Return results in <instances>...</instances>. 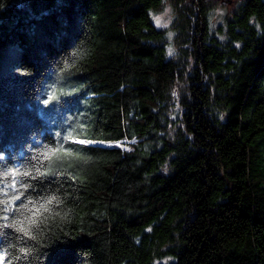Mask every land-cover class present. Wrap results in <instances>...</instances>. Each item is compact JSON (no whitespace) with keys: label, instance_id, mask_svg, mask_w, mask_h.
<instances>
[{"label":"trees","instance_id":"trees-1","mask_svg":"<svg viewBox=\"0 0 264 264\" xmlns=\"http://www.w3.org/2000/svg\"><path fill=\"white\" fill-rule=\"evenodd\" d=\"M212 1L0 0V264H264V0Z\"/></svg>","mask_w":264,"mask_h":264},{"label":"snow or ice","instance_id":"snow-or-ice-1","mask_svg":"<svg viewBox=\"0 0 264 264\" xmlns=\"http://www.w3.org/2000/svg\"><path fill=\"white\" fill-rule=\"evenodd\" d=\"M157 23H159V18H157ZM81 143H84V141H81ZM89 143H92V142H89ZM47 155L48 154L46 153L45 154L46 158H47ZM37 174L38 175H43L44 173H41L39 171V169H37ZM5 175H7V173H5ZM17 175H18V173L15 170H13L12 171L13 179H12L11 185H5L6 188L9 187V186L12 187V188L16 187L17 180L15 179V177ZM23 175L24 176H28L29 173L28 172H24ZM20 187L21 188H27L28 185L22 183V184H20ZM0 191H2V189H0ZM22 195H23V193H17L16 195L12 196L9 199V201L7 202L9 206L5 207L4 211L5 212L12 211L11 202L14 201V200H19ZM52 199H54V197L49 199V200H47L45 204L39 205L38 208H35L34 211H31V215L25 217L23 220H19V221L13 220L12 224L9 225V226L10 227H15L18 232H22L25 236H30L31 233L29 232V225H34L36 223V219L35 218L40 214L41 210H44V211L47 210V204H51L52 203ZM0 203H5V201L0 200ZM19 207L27 209V205L26 204H20ZM21 251L23 252V251H27V250L26 249H21ZM2 260H3V256L0 255V261H2Z\"/></svg>","mask_w":264,"mask_h":264},{"label":"rangeland","instance_id":"rangeland-1","mask_svg":"<svg viewBox=\"0 0 264 264\" xmlns=\"http://www.w3.org/2000/svg\"><path fill=\"white\" fill-rule=\"evenodd\" d=\"M224 0H215L212 1L215 5V12L213 13V17H215L214 21H219L221 19V14L225 12L226 10H231L232 5L229 4L227 7H223L220 5V3ZM232 2H236L237 0H230ZM157 18H159V23H157ZM152 19L156 26L158 27H166L169 28L172 20H173V12H172V5L170 1H166L163 6L157 10L156 12L152 13ZM81 142V140H78ZM83 141V140H82ZM135 140H129V141H118V142H109L102 145H114L117 146L123 150L130 151L133 147Z\"/></svg>","mask_w":264,"mask_h":264},{"label":"water","instance_id":"water-1","mask_svg":"<svg viewBox=\"0 0 264 264\" xmlns=\"http://www.w3.org/2000/svg\"><path fill=\"white\" fill-rule=\"evenodd\" d=\"M93 144H96V145H100V146H104V147H111V146H114V145H102V144H99V143H93Z\"/></svg>","mask_w":264,"mask_h":264},{"label":"bare ground","instance_id":"bare-ground-1","mask_svg":"<svg viewBox=\"0 0 264 264\" xmlns=\"http://www.w3.org/2000/svg\"><path fill=\"white\" fill-rule=\"evenodd\" d=\"M100 144V143H99Z\"/></svg>","mask_w":264,"mask_h":264}]
</instances>
